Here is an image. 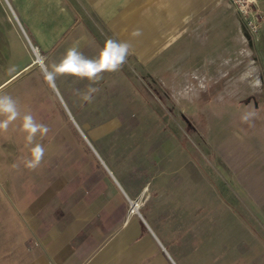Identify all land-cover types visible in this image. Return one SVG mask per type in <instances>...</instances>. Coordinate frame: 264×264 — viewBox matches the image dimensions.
<instances>
[{
	"label": "rangeland",
	"instance_id": "374dc122",
	"mask_svg": "<svg viewBox=\"0 0 264 264\" xmlns=\"http://www.w3.org/2000/svg\"><path fill=\"white\" fill-rule=\"evenodd\" d=\"M74 11L57 41L45 34L33 44L43 68L0 0V264H29L64 209H79L85 243L101 222L116 223L107 207L117 198L47 199L55 185L118 189L113 176L134 195L122 194L128 214L150 223L177 264H264L260 199L249 187L264 174V70L218 69L209 79L192 69L206 56L190 52L196 44L179 59L184 70L174 56L122 63L118 41Z\"/></svg>",
	"mask_w": 264,
	"mask_h": 264
},
{
	"label": "crops",
	"instance_id": "0c3cea01",
	"mask_svg": "<svg viewBox=\"0 0 264 264\" xmlns=\"http://www.w3.org/2000/svg\"><path fill=\"white\" fill-rule=\"evenodd\" d=\"M7 2L21 25L23 21L22 27L27 35H31L33 47L37 45L38 39L43 40L45 34L49 43L64 35L77 20L74 11L77 4L86 14L100 22L118 42L130 44L128 54L133 55L145 67L160 61L167 62L174 56L176 69L184 70L185 63H181L179 59L181 55L189 52L191 44H196L190 52L206 56L204 60L197 59L193 62L192 69L206 71L209 79L215 78V71L218 69L264 70V20L259 35L253 38L229 0ZM133 33L139 34L134 36ZM200 39H205L202 40V50ZM35 49L37 52V48ZM70 50L76 53L81 47L71 46ZM227 73H224L223 78H228ZM248 75L249 73L245 74L244 79H248ZM113 179L118 189L106 193L103 190L77 193L55 185L47 195L48 204L56 198L72 197L76 194L83 198L113 197L118 199L117 204L120 202V205L107 207V212L119 214L120 217L116 223L101 222L94 232L87 233L90 239L85 243L81 237L84 229L80 225L83 219L78 213L79 209L70 213L64 209L63 216L54 218L53 229L48 234L45 247L41 244L43 251L29 264H177L150 223L128 214L123 205L122 194L128 199L134 195L129 192L125 182L114 176ZM249 187L254 188L255 197L260 199L256 209L264 222V174L261 173V179ZM131 213H137L133 206ZM228 262L232 263L231 257Z\"/></svg>",
	"mask_w": 264,
	"mask_h": 264
},
{
	"label": "built area",
	"instance_id": "2783aa9c",
	"mask_svg": "<svg viewBox=\"0 0 264 264\" xmlns=\"http://www.w3.org/2000/svg\"><path fill=\"white\" fill-rule=\"evenodd\" d=\"M251 36H258L264 20V0H229Z\"/></svg>",
	"mask_w": 264,
	"mask_h": 264
},
{
	"label": "clouds",
	"instance_id": "9594fccd",
	"mask_svg": "<svg viewBox=\"0 0 264 264\" xmlns=\"http://www.w3.org/2000/svg\"><path fill=\"white\" fill-rule=\"evenodd\" d=\"M138 34L139 33H133L134 36L138 35ZM114 43H116V47L120 50V52L122 54L121 55V62L123 63L124 61H126V58H127V55L130 51L131 46L127 42H114ZM2 105H3V102L0 101V106H2ZM7 110L11 111L10 105H8ZM29 166H35V165L30 164Z\"/></svg>",
	"mask_w": 264,
	"mask_h": 264
},
{
	"label": "water",
	"instance_id": "95a60500",
	"mask_svg": "<svg viewBox=\"0 0 264 264\" xmlns=\"http://www.w3.org/2000/svg\"><path fill=\"white\" fill-rule=\"evenodd\" d=\"M33 47V46H32ZM33 49H34V51H35V53H36V57H37V62L42 66L43 65V61H42V59H41V57L37 54V52H36V49L33 47ZM41 59V60H40ZM43 68L45 67L44 65L42 66ZM132 203V202H131ZM138 212V211H137Z\"/></svg>",
	"mask_w": 264,
	"mask_h": 264
},
{
	"label": "bare ground",
	"instance_id": "6f19581e",
	"mask_svg": "<svg viewBox=\"0 0 264 264\" xmlns=\"http://www.w3.org/2000/svg\"><path fill=\"white\" fill-rule=\"evenodd\" d=\"M132 206H133L134 211L137 212L141 205L138 202H132Z\"/></svg>",
	"mask_w": 264,
	"mask_h": 264
},
{
	"label": "trees",
	"instance_id": "16d2710c",
	"mask_svg": "<svg viewBox=\"0 0 264 264\" xmlns=\"http://www.w3.org/2000/svg\"><path fill=\"white\" fill-rule=\"evenodd\" d=\"M249 99H247L246 101H248ZM249 138H253V136L251 135V133L247 134Z\"/></svg>",
	"mask_w": 264,
	"mask_h": 264
}]
</instances>
